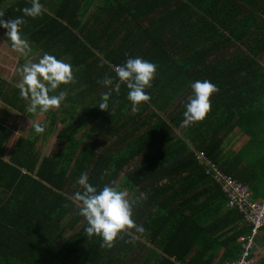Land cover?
Returning a JSON list of instances; mask_svg holds the SVG:
<instances>
[{
    "label": "trees",
    "instance_id": "obj_1",
    "mask_svg": "<svg viewBox=\"0 0 264 264\" xmlns=\"http://www.w3.org/2000/svg\"><path fill=\"white\" fill-rule=\"evenodd\" d=\"M12 1L0 12L4 19L30 6ZM40 2L41 15L24 17L22 33L34 52L70 63L75 82L55 90H65V100L57 115L47 114L43 132L16 135L6 157L12 132L0 122V264H226L237 257V238L247 229L196 151L253 194L260 191L264 156L254 163L244 152L264 149V130L255 132L253 123L264 122V0ZM127 56L156 65L145 89L149 101L132 112L121 83L99 109L111 85L97 81L107 75L115 83L112 68ZM196 79L217 90L204 119L183 125ZM2 89L0 100L24 113L28 98ZM54 121L63 125L41 156L37 143L49 137ZM235 126L249 136L237 151L224 146ZM86 127L89 141L78 135ZM81 173L92 185L126 191L143 232L122 231L110 248L88 236L71 199Z\"/></svg>",
    "mask_w": 264,
    "mask_h": 264
},
{
    "label": "clouds",
    "instance_id": "obj_2",
    "mask_svg": "<svg viewBox=\"0 0 264 264\" xmlns=\"http://www.w3.org/2000/svg\"><path fill=\"white\" fill-rule=\"evenodd\" d=\"M30 6L20 9L22 15L15 18L4 19L0 14V29H4V36L10 46L22 56H28L31 51L29 41L22 33V25L26 23L24 17L35 18L41 15L43 5L40 0H29ZM116 81L104 76L97 83L105 87L111 85L109 92L101 95L99 109L105 110L111 92L119 93L123 83L127 88L126 99L130 102L132 112L137 110V105L150 99L145 91L151 87V81L156 72V65L139 56H127L122 64L112 68ZM17 72L20 79L16 84L21 97H27L26 111L29 113H45L58 108L65 100L66 91L55 92L60 85L74 83L72 65L54 55L43 52L35 61L28 60L19 66ZM190 94L183 104V125L204 119L210 109L209 97L217 89L207 79H196L189 84ZM55 94H52L54 93ZM35 133L43 132V126L33 123ZM76 184L80 190L72 193L71 199L78 207V215L82 216L85 223L84 232L88 236H98L100 247L110 248L117 236L125 230L134 229L143 232L142 225L132 219L134 200H129L126 191L119 190L111 184L95 186L88 182L87 175L81 173Z\"/></svg>",
    "mask_w": 264,
    "mask_h": 264
},
{
    "label": "built area",
    "instance_id": "obj_3",
    "mask_svg": "<svg viewBox=\"0 0 264 264\" xmlns=\"http://www.w3.org/2000/svg\"><path fill=\"white\" fill-rule=\"evenodd\" d=\"M196 159L205 167L206 173L214 178L226 197V206L241 214V222L247 231L237 241L241 250L237 257L226 264H255L254 249L256 237L264 225V197L255 199L247 184L220 171L204 152L196 151Z\"/></svg>",
    "mask_w": 264,
    "mask_h": 264
},
{
    "label": "crops",
    "instance_id": "obj_4",
    "mask_svg": "<svg viewBox=\"0 0 264 264\" xmlns=\"http://www.w3.org/2000/svg\"><path fill=\"white\" fill-rule=\"evenodd\" d=\"M12 3V0H0V12ZM3 31L4 29H0V86L3 87L2 92L6 91V93L8 94L19 95L16 84L20 79V74L17 72V69L22 62L25 63L28 60L35 61L42 53L39 50L35 51V53L33 51V43L27 39L29 41L31 51L29 52L28 56L20 55L10 46L4 36ZM259 61L264 62V54L259 57ZM15 73L17 75L14 76ZM3 108H8L6 114H8L9 117L22 115L20 112H14L15 110H13L11 106L5 104L0 100V111ZM0 122L3 123L2 121ZM253 123L256 129L255 132L261 133V130H264V122L260 123L259 121L253 120ZM260 138H264L263 135ZM248 140V134L242 132L237 126H235V128L230 130V132L225 137L224 146L225 148H232L233 151H237L243 148ZM263 156L264 154L260 155L259 157ZM256 174L257 173H252V175H255V177H257ZM258 174V176H260V179L263 180V183L259 187L260 191L256 195L253 194L252 191V196L255 199L264 197V173L260 172ZM254 257L255 264H264V225L260 229L256 237Z\"/></svg>",
    "mask_w": 264,
    "mask_h": 264
},
{
    "label": "rangeland",
    "instance_id": "obj_5",
    "mask_svg": "<svg viewBox=\"0 0 264 264\" xmlns=\"http://www.w3.org/2000/svg\"><path fill=\"white\" fill-rule=\"evenodd\" d=\"M89 11V9L87 10ZM24 62L21 63V65ZM17 75L16 73L14 74V76ZM6 111H8V108H3L0 111V121L3 122L4 125H6L10 131L12 132V136L11 138L8 140L7 142V147L5 149V157L9 154L10 150L13 147V143L15 141L16 135H26V133L28 134H35V132L32 129V125L33 123H38V124H43L44 128H45V118L48 114V118H50L52 116V114H58L59 112V108H55V109H51L48 112L45 113H39V112H35V113H29L27 111H25L24 113H21L22 115H18V116H10L8 114H6ZM79 114V112L77 113ZM6 117V118H5ZM77 117V116H74ZM73 117V118H74ZM55 125L54 128L52 129V132L50 133L49 137L44 139V141H38V150L40 155H47L50 150L53 147V143L55 141L56 138V134L58 129L63 125L61 123H59L58 121H54ZM87 127L83 128L82 130H80L78 132V135H83L82 140L83 141H89L91 138L86 136V131H87ZM177 133H181L180 130H176ZM261 142L259 141L258 138V142L255 145H260ZM244 152V151H243ZM264 154V149H256L255 151H248V152H244V155L247 156V158L245 159V161L248 159L249 161H252L254 163H259V157L260 155ZM137 161L133 160L131 162V166L134 165ZM76 184V182L74 183ZM70 233V232H69ZM69 233L63 235V237L54 245V248H57V246L64 240V238H66L67 236H69ZM76 264H86V263H82V262H77Z\"/></svg>",
    "mask_w": 264,
    "mask_h": 264
}]
</instances>
